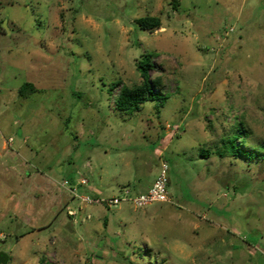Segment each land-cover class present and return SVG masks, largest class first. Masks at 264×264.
Returning <instances> with one entry per match:
<instances>
[{
	"label": "rangeland",
	"instance_id": "374dc122",
	"mask_svg": "<svg viewBox=\"0 0 264 264\" xmlns=\"http://www.w3.org/2000/svg\"><path fill=\"white\" fill-rule=\"evenodd\" d=\"M147 16L161 28L141 30ZM149 53L167 101L117 110L109 88L141 84ZM26 82L36 91L21 97ZM239 130L246 153L233 157ZM162 162L166 203L106 208L70 192L85 179L79 195H136ZM0 253L264 264V0H0Z\"/></svg>",
	"mask_w": 264,
	"mask_h": 264
},
{
	"label": "trees",
	"instance_id": "16d2710c",
	"mask_svg": "<svg viewBox=\"0 0 264 264\" xmlns=\"http://www.w3.org/2000/svg\"><path fill=\"white\" fill-rule=\"evenodd\" d=\"M136 24L141 30L153 32L159 30L162 23L159 17L147 16L137 19ZM153 60L154 55L149 53L145 54L137 63L136 67L142 78L141 84L127 86L123 85L122 83H115L109 88V92L112 94L115 88L119 87V91L114 97V105L117 110L121 112H134L148 101L157 102L159 103L160 107H163L168 99V96L158 91L156 82L151 79L150 71L151 69L155 68ZM35 91V86L32 83L26 82L21 85L18 94L23 97L30 95ZM240 132L241 131L239 130L238 136L234 137V139L230 141L231 152L228 151L230 156L241 157L246 153L241 148V145L236 144L237 140L241 138ZM129 264L137 263L129 262Z\"/></svg>",
	"mask_w": 264,
	"mask_h": 264
},
{
	"label": "built area",
	"instance_id": "2783aa9c",
	"mask_svg": "<svg viewBox=\"0 0 264 264\" xmlns=\"http://www.w3.org/2000/svg\"><path fill=\"white\" fill-rule=\"evenodd\" d=\"M169 167L166 162H162L161 171L157 180L153 183L151 188L144 193L132 194L129 188H124L121 190L120 195L113 197H101V196H89V195H79L76 193L77 186H87L88 181L82 179L77 181L76 186H72L74 189H70V192L74 197L78 198L81 203L88 205H102L106 208H112L121 204H130L135 208H143L155 203H166L169 202ZM65 186L71 187L69 181L64 182ZM68 213L75 217L77 215L76 211L69 209ZM90 218L88 215L87 219Z\"/></svg>",
	"mask_w": 264,
	"mask_h": 264
},
{
	"label": "crops",
	"instance_id": "0c3cea01",
	"mask_svg": "<svg viewBox=\"0 0 264 264\" xmlns=\"http://www.w3.org/2000/svg\"><path fill=\"white\" fill-rule=\"evenodd\" d=\"M108 150H109V149H107L106 151L104 150V153H105V154H108V153H109ZM153 183H154V182H153ZM153 183H150L147 187H145V188H143L142 190L138 191V193H144V192H147V191L151 188V186L153 185ZM95 190L99 191V189H97L96 187H95Z\"/></svg>",
	"mask_w": 264,
	"mask_h": 264
},
{
	"label": "water",
	"instance_id": "95a60500",
	"mask_svg": "<svg viewBox=\"0 0 264 264\" xmlns=\"http://www.w3.org/2000/svg\"><path fill=\"white\" fill-rule=\"evenodd\" d=\"M8 256L4 253H0V264H7Z\"/></svg>",
	"mask_w": 264,
	"mask_h": 264
}]
</instances>
